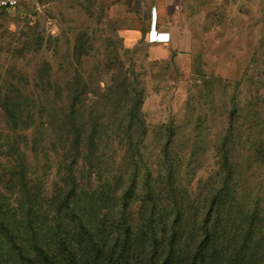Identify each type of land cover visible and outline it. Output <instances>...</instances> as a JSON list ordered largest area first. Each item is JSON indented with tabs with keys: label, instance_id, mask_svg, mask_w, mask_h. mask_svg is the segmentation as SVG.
<instances>
[{
	"label": "rangeland",
	"instance_id": "1",
	"mask_svg": "<svg viewBox=\"0 0 264 264\" xmlns=\"http://www.w3.org/2000/svg\"><path fill=\"white\" fill-rule=\"evenodd\" d=\"M133 90L143 97L144 155L168 147L179 194L190 198L182 245L204 236L196 199L212 203L208 222L230 264H264V0H19L0 10V102L18 101L35 120L27 133L10 129L0 107V164L14 141L42 133L39 159L28 154L42 193L61 186L55 108H75L115 138ZM104 147L101 171H125L121 141ZM90 164L81 167L88 195L100 183Z\"/></svg>",
	"mask_w": 264,
	"mask_h": 264
},
{
	"label": "trees",
	"instance_id": "2",
	"mask_svg": "<svg viewBox=\"0 0 264 264\" xmlns=\"http://www.w3.org/2000/svg\"><path fill=\"white\" fill-rule=\"evenodd\" d=\"M120 70L126 75L123 67ZM125 93L129 95L130 89ZM133 93L126 113L119 119L124 130L115 138L102 131L99 120L91 124L75 108L67 114H57L61 108H55L50 134L57 141L55 152L60 158L61 186L56 192L42 193L28 158L31 154L39 159L37 151L44 135L38 133L25 144H10L4 165L0 164V264L231 263L223 256L229 255L218 231L208 222L212 203L202 206L200 201L195 206L197 200H192L198 214L196 225L199 218L207 216L205 230L203 224L197 225L204 236L190 238L191 245L180 242L181 233L191 236L186 229L190 198L179 194L180 182L168 147L158 155H144L146 131L139 130L146 124L141 110L143 97L136 90ZM0 107L8 128L27 133L34 127V118L18 101L4 98ZM116 139L121 141L117 152L125 171L106 174L101 171L106 158L104 145ZM89 160V179L95 182L98 178L100 182L97 188H88L91 195L81 187L86 173L81 171L82 163ZM209 198L212 201V195ZM110 199L111 205H102ZM105 207L113 212L105 211ZM133 207L142 210L143 217L137 221L133 220L138 214ZM139 225L144 230L136 238L135 228Z\"/></svg>",
	"mask_w": 264,
	"mask_h": 264
},
{
	"label": "built area",
	"instance_id": "3",
	"mask_svg": "<svg viewBox=\"0 0 264 264\" xmlns=\"http://www.w3.org/2000/svg\"><path fill=\"white\" fill-rule=\"evenodd\" d=\"M19 0H0V10L17 6Z\"/></svg>",
	"mask_w": 264,
	"mask_h": 264
}]
</instances>
